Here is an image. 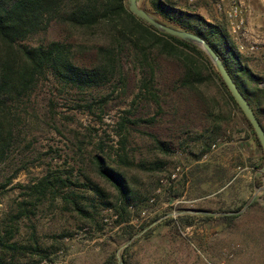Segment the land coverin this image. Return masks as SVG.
<instances>
[{"label": "rangeland", "instance_id": "1", "mask_svg": "<svg viewBox=\"0 0 264 264\" xmlns=\"http://www.w3.org/2000/svg\"><path fill=\"white\" fill-rule=\"evenodd\" d=\"M137 1L140 7L152 10L148 0ZM170 1L223 25L243 63L262 77L259 85L264 86V0ZM234 3L242 9L234 21L235 29L228 16ZM87 38L52 22L44 34L26 42L58 39L89 46L84 41ZM93 38L95 43L99 41L98 36ZM202 52L209 60L202 61L203 72L210 76L197 85L199 95L179 87L176 58L151 56L152 74L149 66L127 50L121 57L120 73L106 84L81 92L62 89L49 75L25 97L22 116L27 119L15 126L14 142L0 162V232L8 236L5 230L11 229L7 241L16 243L1 248V260L105 264L114 255L119 264L123 259L127 264H264V204L248 205L234 218H221L240 210L246 202L239 196H248L253 189L237 188L235 182L246 179L241 175L231 180L237 173L234 162L230 164L234 170L228 165L210 167L196 162L212 142L220 143L244 129L252 132L244 114L213 75L212 68L218 70ZM93 57L94 50L82 52L77 59L90 64ZM248 83L256 85L254 80ZM155 138L166 142L172 152L160 150ZM96 153L124 173L138 196L136 205L128 207V221H118L112 208L74 184L63 189L94 197L93 203L85 204L89 218L59 198L38 201L29 196L26 186L52 172L77 182H85L89 176L106 191L108 200L115 201L117 191L97 174L92 163ZM124 153L149 167L155 162L163 165L155 170L126 166L118 161V154ZM246 183L240 182L241 189ZM216 190L219 192L213 194ZM29 200L28 216L16 220L18 204ZM259 202L264 203V193ZM34 247L52 252L50 258L40 260Z\"/></svg>", "mask_w": 264, "mask_h": 264}, {"label": "trees", "instance_id": "2", "mask_svg": "<svg viewBox=\"0 0 264 264\" xmlns=\"http://www.w3.org/2000/svg\"><path fill=\"white\" fill-rule=\"evenodd\" d=\"M148 1L152 10L143 9L150 15L165 24L200 35L214 49L264 128L260 117H264V86L259 85L262 77L243 63L242 56L225 27L206 21L201 15L186 11L170 0ZM52 22L80 31L89 37L84 41L91 44L85 46L58 39L43 40L36 44L26 42L32 36L44 34ZM93 36H98L97 43ZM93 50L92 63L85 64L77 59L82 52L92 53ZM127 50L138 62L142 60V65L149 66L152 74L154 70L151 56L176 58L180 67L179 87L194 90L198 95L197 85L209 79L210 75L203 72V63H208L209 60L197 45L159 31L140 19L129 11L127 0H0V162L7 158L14 142L15 126L27 119L22 116L25 97L29 98L44 79L50 75L62 89H77L81 92L99 87L120 73L121 57ZM212 72L220 80L233 104L243 113L219 73L214 68ZM249 80H254L256 85L251 87ZM244 118L261 147L252 125L245 115ZM155 143L160 150L172 152L166 142L155 138ZM118 161L143 170H155L160 168L159 164L163 165L155 162L149 167L144 162L129 159L127 153L118 154ZM92 163L97 174L117 191L115 201L108 200L106 191L89 176L85 177V182H77L52 172L26 186L30 189L29 196L38 201L42 198H59L83 217L89 218L91 215L85 204L93 203L94 197L81 193V190L63 189L68 184H74L92 192L103 206L112 208L120 217L118 221H128V207L136 205L138 201L136 192L124 173L110 165L104 155L94 154ZM256 184H261V179H256ZM31 204L30 200L21 201L18 212L14 215L15 219L28 216V206ZM255 204L258 202L253 201L250 207ZM236 216L238 215L231 214L220 217L230 219ZM5 234L8 236L0 232V250L3 247L12 248L16 244L7 241L12 236L11 229H6ZM131 237L132 235L129 238ZM33 250L40 260L49 259L52 253L39 247H34ZM0 264L20 263L14 259H0ZM105 264L119 263L112 255ZM123 264H127L124 259Z\"/></svg>", "mask_w": 264, "mask_h": 264}, {"label": "crops", "instance_id": "3", "mask_svg": "<svg viewBox=\"0 0 264 264\" xmlns=\"http://www.w3.org/2000/svg\"><path fill=\"white\" fill-rule=\"evenodd\" d=\"M201 152V155L196 160L197 164H200V166L216 167L220 165L223 167L225 166L224 168H226L227 165L230 166L231 162H234V164H232L235 165L234 169H237V173H235L236 175H233L231 180L234 179L235 181L236 178L241 175L246 179L237 180L235 182V185L238 184L237 188H240V190L243 191L250 186L253 189L248 192V196L244 195V197H242L243 194L240 195V201L245 200L246 202L252 196L254 186L256 185V179H261L262 182V174L259 169L262 165L261 160L263 152L262 148L258 145L254 134L249 130L244 129L241 132H234L230 138L222 140L220 143L212 142L208 150L203 149ZM227 160H229L228 163L226 162ZM230 167L233 169L232 166ZM241 181L248 183L244 184L242 189L240 184ZM217 192H219V190L213 191V194H216ZM259 198L260 194L256 195L253 200L255 199V201L258 202ZM258 204L263 205L264 203L259 202Z\"/></svg>", "mask_w": 264, "mask_h": 264}, {"label": "water", "instance_id": "4", "mask_svg": "<svg viewBox=\"0 0 264 264\" xmlns=\"http://www.w3.org/2000/svg\"><path fill=\"white\" fill-rule=\"evenodd\" d=\"M128 9L130 12H132L134 15L139 17L140 19L144 20L148 24L152 25L159 31H162L164 33L170 34L172 36H175L179 39L189 41L203 50L209 59L212 61L216 69L218 70L223 82L225 83L226 87L228 88L230 94L234 98L235 102L238 104L240 109L243 111L244 115L252 125L254 132L259 140V143L262 148L263 152V161L261 168L259 169L260 173L262 174V183L260 185L254 186V192L252 196L246 201L245 205L240 209L236 211H231L227 213H239L243 211L253 200L256 195L260 193H264V128L261 125L258 117L256 116V113L246 97L242 94V92L237 87L235 81L233 80L232 76L226 69L225 65L222 62V59L220 56L214 51V49L198 34L170 26L168 24H165L157 19H155L152 15H150L145 9L140 7L138 5L137 0H128ZM226 213V212H223Z\"/></svg>", "mask_w": 264, "mask_h": 264}, {"label": "built area", "instance_id": "5", "mask_svg": "<svg viewBox=\"0 0 264 264\" xmlns=\"http://www.w3.org/2000/svg\"><path fill=\"white\" fill-rule=\"evenodd\" d=\"M241 5L238 3H234L231 7V9L228 11V16H229V21L231 22V24L233 25V29H235V20L236 17L239 16L241 14ZM241 22V21H240ZM238 26V25H236Z\"/></svg>", "mask_w": 264, "mask_h": 264}]
</instances>
